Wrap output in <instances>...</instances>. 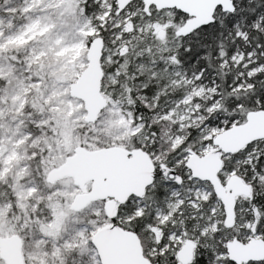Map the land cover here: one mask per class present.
<instances>
[{
    "label": "snow or ice",
    "instance_id": "obj_1",
    "mask_svg": "<svg viewBox=\"0 0 264 264\" xmlns=\"http://www.w3.org/2000/svg\"><path fill=\"white\" fill-rule=\"evenodd\" d=\"M0 264H264V0H0Z\"/></svg>",
    "mask_w": 264,
    "mask_h": 264
}]
</instances>
